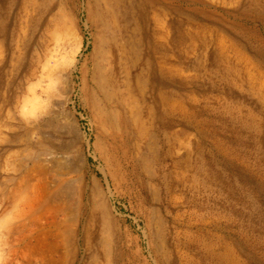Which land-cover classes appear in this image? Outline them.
<instances>
[{"label":"rangeland","instance_id":"rangeland-1","mask_svg":"<svg viewBox=\"0 0 264 264\" xmlns=\"http://www.w3.org/2000/svg\"><path fill=\"white\" fill-rule=\"evenodd\" d=\"M170 2L166 126L146 109L159 105L149 86L144 135L101 127L77 71L75 131L53 118L25 141L9 104L24 88L11 52L25 56L29 33L14 0H0V264H264V13L245 1ZM180 17L200 25L193 41L176 42ZM75 18L82 65L92 37L84 13ZM48 39L55 53L68 45ZM28 198L40 207L26 214Z\"/></svg>","mask_w":264,"mask_h":264},{"label":"bare ground","instance_id":"bare-ground-1","mask_svg":"<svg viewBox=\"0 0 264 264\" xmlns=\"http://www.w3.org/2000/svg\"><path fill=\"white\" fill-rule=\"evenodd\" d=\"M232 1L236 5L245 1L243 11H251L260 17L264 13V0ZM14 4L18 5L16 21H21L19 25H24L29 35L25 56L11 52L14 63L24 60V88L21 101L18 96L14 97L9 106L42 112L38 120L28 123L19 118L25 141H30L33 134L39 133L53 118L62 120L68 132L75 131L77 108L73 97L76 91L74 73L77 71L83 76L79 90L89 94L90 111L101 127L119 130L123 124L129 128L131 138L135 129L139 135H144L147 128L142 119V109L149 86L150 91L151 87L154 91L159 86L156 101L159 105L146 106V109L150 113L153 108L160 110L161 123L167 125L168 110L172 109L168 87L175 73L168 63V51L162 46L166 37L161 28L164 27L163 15L173 5L170 0H87L81 8L71 0H14ZM92 10L95 11V19L92 18ZM80 12L84 13L85 25L92 37L90 56L82 65H79L78 54L83 42L77 39L75 18V14ZM14 24L11 41L19 26ZM177 24L176 42L193 41L200 25L193 22L186 25L181 17ZM37 33V43L42 49L36 65L33 42ZM58 33L59 36L56 35ZM49 37L57 39L56 42L65 37L68 45L65 48L63 43L55 53L46 44ZM132 149L137 152L134 144ZM134 161L135 165L139 164V157ZM25 203L26 214L40 207L31 198Z\"/></svg>","mask_w":264,"mask_h":264},{"label":"clouds","instance_id":"clouds-1","mask_svg":"<svg viewBox=\"0 0 264 264\" xmlns=\"http://www.w3.org/2000/svg\"><path fill=\"white\" fill-rule=\"evenodd\" d=\"M18 114L21 119H23L26 123L34 120H38L40 116L42 115L41 111L37 110H24V109H19ZM9 131L7 128H0V133ZM5 137L3 135H0V139H4Z\"/></svg>","mask_w":264,"mask_h":264}]
</instances>
